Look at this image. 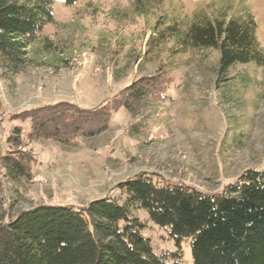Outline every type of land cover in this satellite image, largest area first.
Wrapping results in <instances>:
<instances>
[{
	"label": "rangeland",
	"instance_id": "rangeland-1",
	"mask_svg": "<svg viewBox=\"0 0 264 264\" xmlns=\"http://www.w3.org/2000/svg\"><path fill=\"white\" fill-rule=\"evenodd\" d=\"M135 1L56 0L55 21L39 34L28 64L16 74L0 66V222L40 204L119 199V184L141 172L217 193L247 168L264 167V66L236 63L216 85L218 49L179 50L173 40L156 39L160 19L250 11L264 49V0H143L145 12ZM162 73L163 97H149L134 113L116 109L100 131L66 142L28 135L29 109L57 101L101 107L131 82ZM16 126L19 144L8 141ZM22 154L30 175L12 178L3 158ZM134 214L155 252L180 248L169 227L144 209ZM181 249L183 264H194L190 238Z\"/></svg>",
	"mask_w": 264,
	"mask_h": 264
},
{
	"label": "trees",
	"instance_id": "trees-1",
	"mask_svg": "<svg viewBox=\"0 0 264 264\" xmlns=\"http://www.w3.org/2000/svg\"><path fill=\"white\" fill-rule=\"evenodd\" d=\"M55 1L0 0L4 74H16L28 64L39 34L55 21ZM61 1L72 5L78 0ZM134 4L141 12L150 8L143 0ZM157 28L156 39L173 40L179 50L218 49L216 85L228 78L236 63L254 61L264 66L258 23L250 11L214 16L199 11L189 18L160 19ZM166 83L163 73L142 77L101 107L57 101L29 109L23 112L31 121L28 135L66 142L95 128L100 131L116 109L134 113L149 97H163ZM21 136V127L16 126L8 141L19 144ZM27 161L24 154L7 155L3 165L9 176L18 179L30 175ZM119 187V199L101 197L81 207L40 204L1 221L0 264H183L185 238L191 239L194 264H264V167L247 168L217 193L158 181L145 172ZM136 209L146 210L155 223L169 227L180 248L155 252Z\"/></svg>",
	"mask_w": 264,
	"mask_h": 264
}]
</instances>
